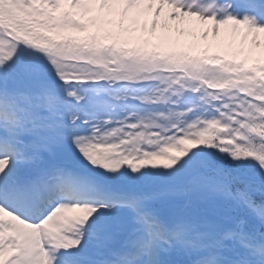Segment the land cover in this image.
Masks as SVG:
<instances>
[{
	"label": "snow or ice",
	"instance_id": "6c2138e0",
	"mask_svg": "<svg viewBox=\"0 0 264 264\" xmlns=\"http://www.w3.org/2000/svg\"><path fill=\"white\" fill-rule=\"evenodd\" d=\"M0 264H264V0H0Z\"/></svg>",
	"mask_w": 264,
	"mask_h": 264
},
{
	"label": "rangeland",
	"instance_id": "374dc122",
	"mask_svg": "<svg viewBox=\"0 0 264 264\" xmlns=\"http://www.w3.org/2000/svg\"><path fill=\"white\" fill-rule=\"evenodd\" d=\"M133 16H135V19H133ZM111 17L117 18L120 20L119 16L116 15H107L106 17H103V21L107 22ZM88 19V18H86ZM127 20H131L133 22H137L138 19L144 21L143 24L141 25H137L139 28V32H141V34L147 38V36L151 35L152 33V22L154 19H156L154 12H144L142 14L139 15H135V14H130L129 17L126 18ZM99 22V20H97V23ZM168 23L170 25H175L177 22L176 21H171L169 20ZM164 25V18L161 17L160 18V22L157 24L156 28L158 26H162ZM104 28H108L106 25L103 26ZM243 27V26H241ZM224 28H231V26H221V30H223ZM109 29V28H108ZM231 31V30H230ZM221 32V31H220ZM210 36H213V34H209ZM191 38V37H190Z\"/></svg>",
	"mask_w": 264,
	"mask_h": 264
},
{
	"label": "trees",
	"instance_id": "16d2710c",
	"mask_svg": "<svg viewBox=\"0 0 264 264\" xmlns=\"http://www.w3.org/2000/svg\"><path fill=\"white\" fill-rule=\"evenodd\" d=\"M124 27H125V26H124ZM125 28H127V27H125ZM159 31L162 33L161 30H159ZM133 32H134V30H133ZM133 32L131 33V35L133 34ZM198 39H199L200 42H201V40H202L203 38H202L201 36H199ZM230 39H231V33H230L229 31L225 30V31H223L222 35H221L220 37L217 38V41H218V42H224V43H227Z\"/></svg>",
	"mask_w": 264,
	"mask_h": 264
}]
</instances>
